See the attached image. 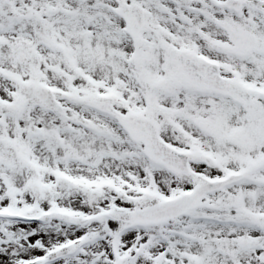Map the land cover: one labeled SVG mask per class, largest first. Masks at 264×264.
<instances>
[{
	"label": "snow or ice",
	"instance_id": "1",
	"mask_svg": "<svg viewBox=\"0 0 264 264\" xmlns=\"http://www.w3.org/2000/svg\"><path fill=\"white\" fill-rule=\"evenodd\" d=\"M0 264H264V0H0Z\"/></svg>",
	"mask_w": 264,
	"mask_h": 264
}]
</instances>
